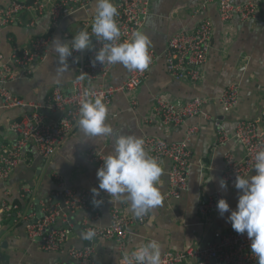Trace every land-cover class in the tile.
<instances>
[{
  "label": "crops",
  "instance_id": "0c3cea01",
  "mask_svg": "<svg viewBox=\"0 0 264 264\" xmlns=\"http://www.w3.org/2000/svg\"><path fill=\"white\" fill-rule=\"evenodd\" d=\"M11 0H0V5ZM29 2L31 0H19ZM259 1V18L255 22H235L233 26L221 23L216 8L209 5L203 11L193 12L200 0H150L151 13L145 25L139 29L149 37L150 46L161 53L169 37L181 29H191L204 17L208 16L213 25L208 59L202 66V78L198 82L179 81L165 70L164 59L159 56L142 85L127 95L116 93L108 106L107 123L114 130L111 137L90 138L76 125L73 133L62 146L45 161L34 147L29 145L21 163L5 180H0V252L4 256L0 264H53L57 261H68L67 248L82 247L88 240L81 237L84 232L80 222L85 213L62 211L55 220L56 227H63V214L71 217L73 229L68 235L65 247L61 252H46L37 239L28 237L25 225L16 217L17 213L29 210L35 213L34 198L39 199L43 208L54 200L52 193L56 189L54 173L62 175L74 188H96L98 167L87 162L84 153L88 149L101 150L105 155L112 151L115 134L161 135L173 141L185 136L187 125H197L198 132L189 138L192 161L188 176V187L180 199H167V169L169 163L162 162L164 172L156 187L162 195V203L152 209L147 221L133 224L126 240V250H135L140 243L155 240L165 251L182 250L188 246H203L212 240L213 234L230 229L226 222L229 213L213 215L203 223L199 212L200 201L221 188V171L224 167V155L228 152L235 157H242V149L236 141L225 144L215 142L212 120L207 115L221 117L229 129L241 118H256L264 105V0ZM95 0H90L85 8H80L63 17L56 27H51L50 15L21 11L15 20L0 31V55L3 61L9 57L12 46L26 47L30 40L40 35H50V50L37 61L27 74L7 83V89L26 101L36 104L45 101L56 86L66 88L77 76L80 63L77 57L67 63L66 70L60 63V57L53 49V39L59 37L70 42L74 35L90 20L94 19ZM128 73L122 64H117L109 76L108 83L120 84ZM236 81L239 87V102L230 113L223 111L216 101L226 82ZM162 94L171 101H186L194 97H204L208 102L202 114L187 124L177 127H164L153 112V96ZM134 96L136 105L130 100ZM1 102V101H0ZM1 104V103H0ZM32 109H0V144H11L17 137L10 126L19 120L23 113L31 114ZM40 113L46 118L57 117L56 113L43 110ZM29 194H26L25 190ZM230 209L235 210L239 190L222 188ZM30 196V198H29ZM54 200V201H52ZM52 201V202H51ZM2 203L10 206V214L1 209ZM117 206L125 213H131L128 201H116ZM110 205L98 209L96 225L107 226L110 222ZM95 259L100 264H116L120 258L116 242L98 238L95 241ZM187 264H190L187 261Z\"/></svg>",
  "mask_w": 264,
  "mask_h": 264
},
{
  "label": "built area",
  "instance_id": "2783aa9c",
  "mask_svg": "<svg viewBox=\"0 0 264 264\" xmlns=\"http://www.w3.org/2000/svg\"><path fill=\"white\" fill-rule=\"evenodd\" d=\"M90 0H31L29 2L11 0L0 5V31L17 18L21 11L34 13H48L51 27H56L59 21L68 14L85 8ZM118 16L115 17L121 30L118 42L131 39L132 34L139 31L151 13L150 0H113ZM216 8L221 23L233 26L235 22H255L259 18V1L255 0H200L199 6L193 12L203 11L207 6ZM93 21V20H92ZM88 21L84 29L89 32L92 40V49L85 54L73 52L67 58V63L80 58L78 76L66 87L56 86L46 97L45 101L36 104L26 101L11 93L6 85L17 79L19 75L30 72L34 64L43 58L50 50V35H40L30 40L26 47L12 46L9 57L3 61L0 55V109L1 108H31V114L23 113L19 120L13 121L10 129L17 134L16 139L9 145L0 144V180L7 179L12 171L21 163L24 153L29 145L34 147L37 154L45 161L62 146L71 135L79 119V107L87 94L89 98H102L110 106L116 93L133 95L142 85L148 72L159 56L164 59L166 72L176 80L198 82L202 78V66L208 59L210 42L213 34V25L208 16H204L195 27L181 29L169 37L166 47L157 53L149 47L151 62L144 71H129L124 80L118 85L108 83L112 69L118 64L95 63L96 51L103 44L91 32V23ZM211 100L204 97H194L186 101H171L162 94L153 96V112L164 127H177L188 123L202 114L204 106ZM223 114L237 106L239 102V87L236 81L229 80L216 98ZM136 105L134 96L130 100ZM40 108L56 113L57 117L48 119L40 113ZM212 120L215 142L225 144L236 141L242 149V157L237 158L228 152L224 155V167L221 171V180L227 182V187L235 188L236 176L255 175V154L264 148V105L256 118L248 117L237 119L231 129L226 127L221 117L207 115ZM185 136L180 140H171L161 135H144V148L147 153L161 163H169L167 169L168 190L167 199L178 200L188 187V176L192 161V152L189 138L198 132L197 125H187ZM101 150L88 149L84 153L87 162L102 166ZM56 189L52 193L54 200H60L61 205L52 201L50 205L41 208L40 217L35 220V213L31 210L17 213L16 217L25 225L27 235L37 239L46 252H61L65 247L68 235L73 229L71 217L65 212L75 213L82 211L85 216L80 222L84 232L95 231L96 235L88 240L82 247L71 246L67 248L68 261H57L53 264H100L96 261L95 241L98 238L110 239L116 242L120 258L116 264H122L123 257L134 250H126V240L129 229L133 224H143L148 215L136 218L131 213L123 212L116 204L110 202V197L103 191L94 197L93 188L71 187L65 178L57 173L53 174ZM98 188V186L96 187ZM29 194L28 190H25ZM225 198L222 188L215 189L211 194L200 201L199 212L203 223L208 222L211 216L219 215L217 201ZM102 200L99 206L93 200ZM110 205V222L107 226L94 223L98 217V209ZM10 206L2 203L1 209L10 214ZM62 211L64 225L56 227L55 220ZM257 264L256 258L251 254L250 241L245 234H238L232 228L218 231L213 234L212 240L203 246L192 245L182 250L165 251L162 253V264Z\"/></svg>",
  "mask_w": 264,
  "mask_h": 264
},
{
  "label": "clouds",
  "instance_id": "9594fccd",
  "mask_svg": "<svg viewBox=\"0 0 264 264\" xmlns=\"http://www.w3.org/2000/svg\"><path fill=\"white\" fill-rule=\"evenodd\" d=\"M93 15L91 32L105 42L96 51L93 66L97 62L102 65L119 63L129 71L146 70L151 62L149 37L136 31L131 39L118 42L121 30L115 19L118 9L113 0H95ZM53 49L60 57L63 65L60 70L63 71L73 52L92 49V40L87 29H81L70 42L55 37ZM108 111L102 98L93 100L86 94L79 107L77 126L90 138L111 137L114 130L107 123ZM254 161L255 175L236 176L235 188L239 190L236 209H230L227 200L221 198L217 201V210L221 217L229 213L226 222L236 233H246L251 254L257 264H264V148L255 154ZM102 162L96 173L98 188L92 189L94 197L103 191L110 197V202L126 200L136 218L147 216L161 205L162 195L156 185L164 168L157 158L147 153L141 137L123 132L115 134L112 151L102 157ZM220 187L227 188V182L221 180ZM93 203L99 206L103 201L94 199ZM95 235L91 229L81 233L85 240H91ZM162 249L155 240L140 243L130 255L125 253L122 264H162Z\"/></svg>",
  "mask_w": 264,
  "mask_h": 264
},
{
  "label": "water",
  "instance_id": "95a60500",
  "mask_svg": "<svg viewBox=\"0 0 264 264\" xmlns=\"http://www.w3.org/2000/svg\"><path fill=\"white\" fill-rule=\"evenodd\" d=\"M88 50H84V54L87 52ZM78 60H80V58L78 59ZM29 198H30V196H29ZM33 202H34V204H35V212H36V215H35V220H37L39 217H40V211H41V205H39V199H37V198H34L33 199ZM4 258V256L1 254V252H0V263H1V261H2V259Z\"/></svg>",
  "mask_w": 264,
  "mask_h": 264
}]
</instances>
